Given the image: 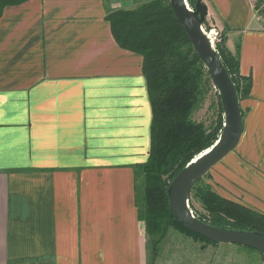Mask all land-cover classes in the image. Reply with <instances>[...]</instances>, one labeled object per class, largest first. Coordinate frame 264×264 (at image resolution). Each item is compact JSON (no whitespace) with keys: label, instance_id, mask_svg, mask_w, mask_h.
Here are the masks:
<instances>
[{"label":"crops","instance_id":"crops-1","mask_svg":"<svg viewBox=\"0 0 264 264\" xmlns=\"http://www.w3.org/2000/svg\"><path fill=\"white\" fill-rule=\"evenodd\" d=\"M141 4L28 0L0 17V264H147L136 171L153 109L144 57L106 18ZM206 4L252 84L205 183L264 214V23L249 0Z\"/></svg>","mask_w":264,"mask_h":264},{"label":"trees","instance_id":"trees-1","mask_svg":"<svg viewBox=\"0 0 264 264\" xmlns=\"http://www.w3.org/2000/svg\"><path fill=\"white\" fill-rule=\"evenodd\" d=\"M26 1L0 0V17L6 7ZM189 2L194 7L196 0ZM106 18L119 45L144 57L143 69L153 109L149 159L137 166L136 171L139 220L145 224L147 235L157 239L155 242L172 226L201 241L218 244L188 229L174 214L168 197L172 180L221 135L224 125L221 100L216 122L207 125L192 119L201 101L204 76L209 79L211 76L177 19L170 0H147L134 9L111 11ZM218 50L239 98L247 97L252 80L241 75L239 57L228 49L226 34L218 43ZM139 175L143 176L142 191L137 184ZM207 175L192 189L206 211L195 216L221 228L264 233V214L220 196L206 183L200 185ZM244 248L257 251L264 258V253Z\"/></svg>","mask_w":264,"mask_h":264},{"label":"water","instance_id":"water-1","mask_svg":"<svg viewBox=\"0 0 264 264\" xmlns=\"http://www.w3.org/2000/svg\"><path fill=\"white\" fill-rule=\"evenodd\" d=\"M170 3L213 79L224 113L223 129L216 143L192 160L172 180L168 188L171 208L177 218L193 232L217 243L238 244L264 253L263 232L217 227L196 217L190 208L189 200L194 185L237 147L243 129V112L229 70L202 29L208 16L207 4L204 0H196L194 8H191L188 0H170Z\"/></svg>","mask_w":264,"mask_h":264},{"label":"rangeland","instance_id":"rangeland-1","mask_svg":"<svg viewBox=\"0 0 264 264\" xmlns=\"http://www.w3.org/2000/svg\"><path fill=\"white\" fill-rule=\"evenodd\" d=\"M144 3L147 0H139ZM209 0H204L208 3ZM191 8L193 5L189 2ZM204 30L213 31V45L218 50V43L221 42L224 32L212 15H208L203 24ZM219 92L215 87L213 79L204 76L202 83L201 101L192 114V119L203 122L207 125L216 122L219 115ZM143 176L139 175L137 184L142 188ZM205 184V179L200 185ZM142 191V190H141ZM191 192L190 208L194 214L204 215L206 213L201 201ZM143 223V222H142ZM147 242V264H264V258L257 251H251L242 245L231 243L212 244L201 241L188 235L175 227H168L157 239L149 237L143 223Z\"/></svg>","mask_w":264,"mask_h":264},{"label":"built area","instance_id":"built-area-1","mask_svg":"<svg viewBox=\"0 0 264 264\" xmlns=\"http://www.w3.org/2000/svg\"><path fill=\"white\" fill-rule=\"evenodd\" d=\"M249 1L253 9L254 16L264 23V0H249ZM202 29L204 30L203 25H202ZM212 45H213V39H212Z\"/></svg>","mask_w":264,"mask_h":264},{"label":"bare ground","instance_id":"bare-ground-1","mask_svg":"<svg viewBox=\"0 0 264 264\" xmlns=\"http://www.w3.org/2000/svg\"><path fill=\"white\" fill-rule=\"evenodd\" d=\"M192 10V9H191ZM204 31V30H203ZM204 33L206 34V36L208 37V39L210 40V42H212V37H213V31H211V32H206V31H204Z\"/></svg>","mask_w":264,"mask_h":264}]
</instances>
